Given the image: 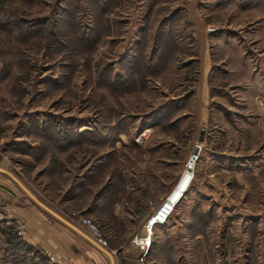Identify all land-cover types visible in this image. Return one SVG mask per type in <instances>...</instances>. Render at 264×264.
<instances>
[{
    "label": "rangeland",
    "instance_id": "obj_1",
    "mask_svg": "<svg viewBox=\"0 0 264 264\" xmlns=\"http://www.w3.org/2000/svg\"><path fill=\"white\" fill-rule=\"evenodd\" d=\"M189 159L143 264H264V0H0V166L31 203L142 252ZM3 214L0 264H62Z\"/></svg>",
    "mask_w": 264,
    "mask_h": 264
},
{
    "label": "crops",
    "instance_id": "obj_2",
    "mask_svg": "<svg viewBox=\"0 0 264 264\" xmlns=\"http://www.w3.org/2000/svg\"><path fill=\"white\" fill-rule=\"evenodd\" d=\"M0 211L8 212L9 217L21 222V235L26 243L56 260H63L62 264H143L142 261L145 259L146 254L142 252L130 253L134 250L128 240L122 241L117 246L114 245V248L113 246L101 248L80 233L93 246L92 250H88L82 240L80 241L74 234L72 229L76 230L67 219L40 202L31 203L17 179L1 166ZM152 251L153 249L149 253L151 258L149 264L158 261L169 264V255L165 254L164 259L158 257L154 260L151 257ZM139 258L142 260L140 261Z\"/></svg>",
    "mask_w": 264,
    "mask_h": 264
},
{
    "label": "built area",
    "instance_id": "obj_3",
    "mask_svg": "<svg viewBox=\"0 0 264 264\" xmlns=\"http://www.w3.org/2000/svg\"><path fill=\"white\" fill-rule=\"evenodd\" d=\"M193 167V160L189 159L187 160V162L185 163L184 167ZM159 212V210H158ZM153 219V218H152ZM152 219H148V223L146 221V223L144 224V231L142 233V235L138 236L135 235L132 239L131 242L134 243L136 246L139 247L140 250H142V253L144 254L145 251L147 250V248L150 246L151 244V238H152ZM165 219V216L163 217L162 220ZM9 223V220H7L5 214L0 212V224L3 223ZM162 222V221H159ZM16 223V227L18 230V233L20 232V225L18 222H14ZM158 224V223H155ZM72 227L79 233H82L83 235H85L87 238H89L90 240H92L96 245H98L101 248H107V241L106 239L102 236V232L101 229L99 227V225L90 217H80L78 219V221L76 222V224L71 223ZM146 228V230H145ZM139 260L141 261L142 259L139 258Z\"/></svg>",
    "mask_w": 264,
    "mask_h": 264
},
{
    "label": "bare ground",
    "instance_id": "obj_4",
    "mask_svg": "<svg viewBox=\"0 0 264 264\" xmlns=\"http://www.w3.org/2000/svg\"><path fill=\"white\" fill-rule=\"evenodd\" d=\"M82 129L85 127H81ZM152 128L146 129L143 131L141 136L147 135V133L151 132ZM194 169L192 166L184 167L178 178L175 180L173 186L165 196L164 200L161 202L159 207L156 209L155 212L152 213L149 219H152V227L155 223H163L165 220L171 215L173 210L175 209L176 205L179 203L181 198L184 196L189 186L192 185L193 178H194ZM159 210V212H158ZM165 216V219L163 217ZM162 221V222H159ZM148 223V221H147ZM146 230V228H145Z\"/></svg>",
    "mask_w": 264,
    "mask_h": 264
},
{
    "label": "trees",
    "instance_id": "obj_5",
    "mask_svg": "<svg viewBox=\"0 0 264 264\" xmlns=\"http://www.w3.org/2000/svg\"><path fill=\"white\" fill-rule=\"evenodd\" d=\"M2 231V230H1ZM10 236V239L12 240V239H14L16 242V244H18V243H21V240H20V238L18 237V236H16L15 234H11V235H9Z\"/></svg>",
    "mask_w": 264,
    "mask_h": 264
},
{
    "label": "water",
    "instance_id": "obj_6",
    "mask_svg": "<svg viewBox=\"0 0 264 264\" xmlns=\"http://www.w3.org/2000/svg\"><path fill=\"white\" fill-rule=\"evenodd\" d=\"M47 209V208H46ZM49 212H51L52 214L56 215L55 213H53L51 210L47 209ZM57 216V215H56ZM107 252V251H106Z\"/></svg>",
    "mask_w": 264,
    "mask_h": 264
}]
</instances>
